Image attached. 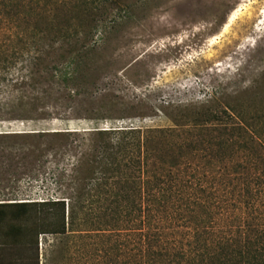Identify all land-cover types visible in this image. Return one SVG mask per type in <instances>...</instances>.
Wrapping results in <instances>:
<instances>
[{
    "label": "rangeland",
    "instance_id": "1",
    "mask_svg": "<svg viewBox=\"0 0 264 264\" xmlns=\"http://www.w3.org/2000/svg\"><path fill=\"white\" fill-rule=\"evenodd\" d=\"M60 14L45 13L55 28L27 13L0 23L13 28L0 48V134L25 132L0 138V204L62 201L71 232L36 240L61 222L60 205H12L0 228L20 233L1 239L0 264H95L85 249L89 228L102 223V193L88 197L87 169L106 160L118 131L175 130L183 141L192 118L225 111L264 142V0H102L99 20ZM80 52L85 66L62 83ZM204 135L195 160H257L243 139L225 135L222 154L216 134Z\"/></svg>",
    "mask_w": 264,
    "mask_h": 264
},
{
    "label": "trees",
    "instance_id": "2",
    "mask_svg": "<svg viewBox=\"0 0 264 264\" xmlns=\"http://www.w3.org/2000/svg\"><path fill=\"white\" fill-rule=\"evenodd\" d=\"M57 12H63L66 21L83 23L84 17L85 22L95 21L94 17L99 20L102 0H0V23H9L27 13L47 21L44 27L55 28L45 13ZM11 27L0 25V48L6 40L4 35L12 32ZM81 50L78 48L77 52ZM84 58L81 52L69 56L65 62L67 69L59 76L62 83L75 81L73 71L85 66ZM6 61L0 57V72L5 70ZM71 67L74 69L69 72ZM248 121L251 125L256 123ZM191 122L194 124L184 131L183 141L178 140L180 132L175 130L118 131L121 140L106 147L103 152L106 160H95L89 165L87 195L93 197V191L97 196L102 193L99 202L102 223L89 228L91 243L85 249V255L93 263L264 264L261 133L255 127L245 126L239 116L225 111L219 116L202 113ZM200 123L206 124L199 126ZM106 132L98 134L108 135ZM202 132L216 134L214 145L222 154L229 151L224 147L227 140L221 142L225 135L228 139H243L245 153L257 160H195L197 149L204 151L199 148L203 141L196 138ZM18 135L1 133L0 138ZM206 143V148L213 149L211 142ZM128 154L135 160H116V156ZM12 205L17 208L60 205L61 222L39 228L36 240L43 234L61 236L71 232L65 228L62 201L0 204V224L6 208ZM19 233V228H0V241Z\"/></svg>",
    "mask_w": 264,
    "mask_h": 264
},
{
    "label": "water",
    "instance_id": "3",
    "mask_svg": "<svg viewBox=\"0 0 264 264\" xmlns=\"http://www.w3.org/2000/svg\"><path fill=\"white\" fill-rule=\"evenodd\" d=\"M6 134H21V133H25V132H21V131H15V132H5Z\"/></svg>",
    "mask_w": 264,
    "mask_h": 264
}]
</instances>
